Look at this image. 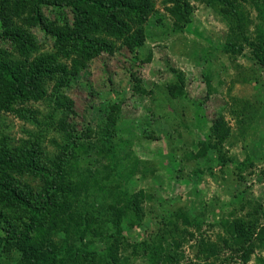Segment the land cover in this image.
<instances>
[{
	"label": "rangeland",
	"instance_id": "obj_1",
	"mask_svg": "<svg viewBox=\"0 0 264 264\" xmlns=\"http://www.w3.org/2000/svg\"><path fill=\"white\" fill-rule=\"evenodd\" d=\"M185 2L190 7L188 22L178 23V30L162 0H153L154 8L164 17L166 30L152 29L143 44L131 50L122 39L98 29L97 40L102 38L104 44L78 43L75 51L68 52L67 46V51L60 50L54 44L56 40L31 28L36 46L29 55L32 61L52 54L55 62L75 70L60 95L71 101L75 113L51 110L56 105L51 95L56 74L45 78L47 95L43 99L13 104V109L23 106L33 117L25 119L17 112L0 109V150L5 147L14 153L35 143L40 161L48 163L59 152L58 145L64 144L59 120L70 124L75 133L88 127L89 134L79 141L89 147L67 160L63 171L77 190V195L67 198L72 210L85 202V207L95 212L91 206L118 204L114 199L121 196L109 191L112 185H119L115 177L105 182L110 172L108 157L94 151L97 145L104 146L99 138L112 133L116 177L128 172L124 158L134 156L141 167L153 163L152 171L136 169L132 179L119 185L128 193L142 189L151 196L140 201L144 215L138 227L125 231L127 244L158 236L164 252L178 255L177 261L160 264H258L257 256H264L258 234L259 230L264 232V66L258 63L246 39L252 42L257 32L264 31V0H256L257 8L236 2L231 13L224 9L220 13L222 6L217 1ZM44 12L49 14L48 21L58 22L56 13H49V9ZM62 13L71 28L74 18L68 10ZM238 18L242 27L237 30L234 25ZM5 47L8 44L0 42V50ZM13 54L20 58L14 50ZM175 85L184 93L170 98L167 86ZM218 115L222 125L217 129L228 132L218 155L211 151L197 162L184 158L182 152L197 147L196 141L208 134ZM184 123L191 132L181 127ZM172 176H176V182ZM18 181L34 190L42 186L41 179L29 173ZM179 194V199L162 202L163 197ZM183 210L188 214L187 223L179 217ZM4 212L17 224L24 218L16 208ZM103 213L99 214L101 218ZM195 217L197 225L192 223ZM236 220L254 225L252 237L244 244L253 245L246 261L240 258L241 251L235 250V233L229 234L222 227ZM173 242L178 247L171 249ZM205 244L212 245L214 251L205 253ZM127 248L122 254H131V248ZM17 259L16 251L10 248L5 258L0 257V264H13ZM128 263L148 264V260L138 250L130 255Z\"/></svg>",
	"mask_w": 264,
	"mask_h": 264
},
{
	"label": "trees",
	"instance_id": "obj_2",
	"mask_svg": "<svg viewBox=\"0 0 264 264\" xmlns=\"http://www.w3.org/2000/svg\"><path fill=\"white\" fill-rule=\"evenodd\" d=\"M209 1L215 4L217 1L222 6L219 8L220 13L223 9L229 10V13L235 11L236 2L242 4L247 2L258 7L256 0ZM168 3L170 5H166ZM162 4L176 25L188 22L186 16L190 7L185 0H162ZM27 8L30 9L29 13L22 15ZM45 9H49V13H56L58 22L48 21L49 14H45ZM66 10L74 18L71 28L62 13ZM163 18V15L154 8L153 0H112L111 2L109 0H0V42L8 44V47L0 50V109L12 110L25 119L33 117L34 114L23 106L13 109V104L23 100L43 99L47 95L43 87L45 78H51L56 74L53 77L56 79L51 93L54 97L53 101L56 98V105L52 106L51 110H66V113L72 115L75 113L71 108V101L60 96L63 91L61 89H64L63 85L68 83L71 73L75 74V70L72 68L67 70L64 64L55 62L52 54H43L44 57L40 58V61H32L29 55L35 51L36 46L29 32L31 28H36L56 40L54 44L60 47V50L67 51L65 49L67 46L68 52L75 51L78 43L80 46L83 43L85 46L104 44L102 38L97 40L98 29L105 30L116 39H122L126 48L131 50L141 46L144 36L150 35L152 29L166 30ZM61 20L62 23H59ZM241 21L238 18L234 25L237 30L242 27ZM180 28L178 24L176 29ZM262 32L264 31L256 33L254 41L248 42V39L246 41L258 63L264 66V33ZM68 41L72 42L68 43ZM13 50L20 58H15ZM146 59L148 60L147 57ZM183 93L181 87L167 86V95L170 98H177ZM50 115L51 112L47 114L48 118ZM218 116L212 121L208 134L199 137L198 143L196 141L197 147L192 151L182 152L184 158L197 162L198 158L205 157L208 152L212 151L218 155L221 143L228 134L225 130L217 129L222 125L221 117ZM59 121L58 129L64 135V144L62 146L57 144L60 150L48 160V163L45 160L40 161L35 143L31 146L29 144L24 149H15L14 153L5 147L0 150V257L5 258L6 252L14 248L18 259L13 264H129L130 255L139 250L146 256L148 264L177 261V253L164 252L165 248H162L158 236L148 239L149 241L136 240L127 244L128 236L125 231L138 227L144 215L139 203L151 196L145 194L142 189L128 193V189H122L119 185L132 179L136 169L142 173L148 169L149 172L152 171L153 163L150 165L143 163L141 167V162L134 156L124 158L128 172L120 178L116 177L115 145L110 138L112 133L102 135L99 140L104 146L97 145L94 151L108 157L110 169L107 171L110 172L105 176V182L111 181L113 179L111 177H115L116 184L119 182L118 189L114 185L109 187L110 192L121 195L120 199L119 196L114 199L118 204H101L99 208L93 205L91 207L96 211L90 212L84 202L81 208L72 210L71 202L67 198L77 195V190L76 186H72L74 184L65 178L64 163L75 153L83 154L89 147L85 142L79 141L82 137H87L89 128L85 127L75 133L70 124ZM181 127L191 132L187 124L184 123ZM150 135H154V131ZM72 171L84 174L81 170ZM26 173L41 179L42 186L38 190H34L29 184L19 183L18 178ZM172 180L176 182V176ZM101 189L104 190V187ZM180 195L163 197L162 202L179 199ZM10 208L18 209L23 215V220L19 218L21 221L18 224L12 216L8 217L4 214V210L7 212ZM100 213H103L105 218H101ZM179 217L184 223L189 220L184 210ZM127 219L128 222H124ZM196 219L195 217L193 220L196 222L192 221L194 225L198 224ZM222 227L229 234L235 233L237 240L234 246L237 248L236 251H241L238 253L242 261L249 259L253 245L248 242L249 246L244 247V244L252 237L254 225L249 221L243 224L236 220L228 225L222 224ZM258 234L262 239L261 246L264 251V232L259 230ZM33 237L35 239L32 241ZM94 243L96 248L92 246ZM172 246L177 248L178 243H171V249ZM127 247L131 248V254H122L121 251ZM202 250L205 253L214 251L210 244H205ZM160 253L162 256H159ZM256 259L258 264H264V256L258 255Z\"/></svg>",
	"mask_w": 264,
	"mask_h": 264
}]
</instances>
